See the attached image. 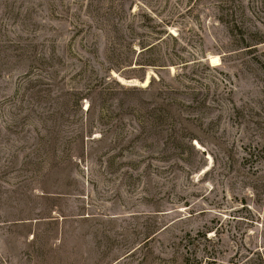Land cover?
I'll use <instances>...</instances> for the list:
<instances>
[{
  "label": "rangeland",
  "instance_id": "rangeland-1",
  "mask_svg": "<svg viewBox=\"0 0 264 264\" xmlns=\"http://www.w3.org/2000/svg\"><path fill=\"white\" fill-rule=\"evenodd\" d=\"M263 220L264 0H0V264L229 260Z\"/></svg>",
  "mask_w": 264,
  "mask_h": 264
},
{
  "label": "trees",
  "instance_id": "trees-1",
  "mask_svg": "<svg viewBox=\"0 0 264 264\" xmlns=\"http://www.w3.org/2000/svg\"><path fill=\"white\" fill-rule=\"evenodd\" d=\"M145 48V46L143 47ZM244 220L249 221V223H254V216L250 217L243 216L241 217ZM259 218V216L257 217ZM264 227V220L262 222ZM245 230H240L239 241H237L238 251L231 255L229 260H224L221 258L222 255L219 248L215 245L220 241L219 235L215 232L214 238L207 237V234L203 235L197 234L196 236L188 235L187 243L191 244L194 247V252L192 251L189 254H186L184 257L185 264H264V228L261 232V235L258 239L259 245L251 246L246 243ZM201 236V237H200ZM203 237L210 244L203 247L204 255H198L199 245L201 244L200 239ZM186 244V245H188ZM261 244V245H260ZM197 248V252L195 250Z\"/></svg>",
  "mask_w": 264,
  "mask_h": 264
},
{
  "label": "bare ground",
  "instance_id": "bare-ground-1",
  "mask_svg": "<svg viewBox=\"0 0 264 264\" xmlns=\"http://www.w3.org/2000/svg\"><path fill=\"white\" fill-rule=\"evenodd\" d=\"M211 61L215 64H218L220 62V59L218 56H212L211 57ZM148 82V78L144 81V83L146 84Z\"/></svg>",
  "mask_w": 264,
  "mask_h": 264
}]
</instances>
